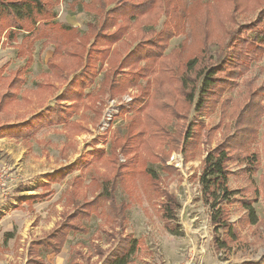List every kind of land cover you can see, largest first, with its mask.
Here are the masks:
<instances>
[{"label": "rangeland", "instance_id": "rangeland-1", "mask_svg": "<svg viewBox=\"0 0 264 264\" xmlns=\"http://www.w3.org/2000/svg\"><path fill=\"white\" fill-rule=\"evenodd\" d=\"M87 2L61 0L56 8L57 20L79 27L82 31L80 36L87 34L88 23L96 20L93 13L87 11ZM214 2L187 0V6L197 5L198 12L185 21L184 32L171 39L167 53L183 42L187 43L184 56L198 50L190 47L192 39L197 38L199 43L202 41V31L197 23ZM261 10L254 5V0H241L237 22H252ZM166 19L164 15L159 16L158 31L165 27ZM141 29L132 28L117 45V51L104 65L91 88L93 95L101 88L106 71L113 69L112 62L114 66L119 65L118 60L140 43ZM6 33L0 38V82L10 81L14 72L29 58L35 62L28 71V82L20 93L19 102L0 114V125L26 121L53 105L74 76L71 73L66 78L65 75L56 77L48 69L47 62L53 56L55 43L47 39L38 40L30 52L19 56L23 35L12 40ZM61 41H68V38ZM211 52L210 64H216L218 48L211 47ZM244 78L251 81L252 90L264 87V59L254 63ZM242 79L232 92L224 94L222 99H227L224 105L210 107L202 116L195 114L193 106L182 107L180 104L177 107L178 115L170 118L168 125L173 135L179 138L173 149L170 150L168 144L162 147L159 143L152 144L155 156L147 158L146 163H152L148 167L151 166L161 191L174 196L180 205L178 220L171 223L175 233L161 215L160 205L167 197L151 186L144 173H139L135 176L134 192L130 196L118 184L112 191V197L104 196L101 203L96 201V210L84 221L86 231L69 236L58 255L46 257V264H70L73 259L80 264H101L126 236L137 240L138 249L132 257V264H264V116L258 128V140L247 150L250 154L258 152L261 160L258 170L252 173L238 159L228 165L231 172L229 186L240 193L229 207V221L237 232V240H229L227 249H217L211 209L202 200L199 184L208 151L240 126L239 114L247 93ZM99 94L93 104L88 99L65 126L44 128L28 140L0 139V166L14 176L9 183L8 195L0 198V264H26L32 242L49 235L74 212L68 196L73 195V190L80 185L79 178L83 184L79 187L77 199L80 201L77 205L81 206L84 202L95 201L103 191L104 180H112L116 175V166L107 162L109 148L115 139L125 135L131 114L122 113L131 107L134 98L140 95V89L131 87L114 96L110 90ZM112 105L117 107L113 113L114 121L109 128H104L103 123L109 118ZM189 128L192 129V143L186 146ZM94 146L104 149L99 160L93 159L89 153ZM185 148L188 156L184 153ZM116 159L118 164H124L126 160L121 153ZM50 177L59 181H52ZM21 186L22 191H18ZM50 190L53 193L46 200L28 205L29 198ZM244 197L257 198L252 204L257 218L255 224L247 221L248 213L242 204ZM119 207H124L123 211ZM221 236L227 237L224 231H221Z\"/></svg>", "mask_w": 264, "mask_h": 264}, {"label": "trees", "instance_id": "trees-1", "mask_svg": "<svg viewBox=\"0 0 264 264\" xmlns=\"http://www.w3.org/2000/svg\"><path fill=\"white\" fill-rule=\"evenodd\" d=\"M60 3L61 0H0V38L6 31L12 40L23 35L19 56L30 52L36 41L47 39L55 43L53 56L47 62L48 69L60 78L74 73L53 105L26 121L0 125V138L28 140L44 128L65 126L88 99L93 104L100 96L98 93H106L107 90L114 96L134 87L140 89V95L122 113L131 114L125 135L115 139L109 148L110 160L107 159V162L116 166V175L112 180H104L103 191L95 201L84 202L81 206L77 205L80 201L77 199L80 196L79 187L83 184L79 178L80 185L73 190V195L68 196L74 212L49 235L32 242L26 264H46V257L58 255L69 236L86 231L84 221L96 210V201L101 203L104 196L112 197V191L116 190L118 184L130 196L134 192L135 176L139 173H144L151 186L167 197L160 205L161 215L175 233L171 223L177 222L180 205L174 196L161 191L151 166L148 167L152 163H146L147 158L155 156L152 144L159 143L161 147L168 144L170 150L173 149L179 143V138L173 135L168 125L169 119L178 115L177 107L180 104L182 107L193 106L195 114L202 116L208 108L224 105L227 101L222 99L224 94L232 92L239 85V79L243 78L247 93L239 114L240 126L208 151L199 176L202 200L211 209L217 249H227L229 240H237V232L229 221V207L236 202V195L240 193L229 186L231 172L228 165L238 159L254 173L261 163L258 152L250 154L247 150L259 137L258 128L264 116V87L252 90L251 81L244 77L254 63L264 59L263 1L254 0V5L262 8L256 20L239 24L236 17L241 12V0H215L204 18L197 23L202 31V41L199 43L197 38L192 39L190 47L198 50L189 56L183 55L187 45L185 42L167 53L171 39L183 33L185 21L198 12V6H187V0H88L87 11L93 13L96 20L88 23L87 34L82 36L79 27L57 20L56 8ZM160 15L167 19L165 27L158 31L156 27ZM135 27L142 28L138 37L140 43L118 60L119 65L114 66L112 62L113 69L106 71L101 88L93 95L91 88L104 65L117 51V45ZM64 37L68 41H61ZM213 46L219 51L216 64L209 61L213 57ZM34 62L33 58H29L24 66L14 72L10 81L0 82V114L19 102L20 93L28 82V71ZM1 71L4 72L3 69ZM192 135L189 128L186 146L192 143ZM89 153L93 159L99 160L104 149L94 146ZM95 153L99 155L94 156ZM120 153L126 158L124 164L117 162ZM184 153L188 156L186 148ZM50 178L59 181L58 178ZM22 189L21 186L18 191ZM52 193V190L38 193L27 203L32 206L46 200ZM256 200L243 199L249 224L257 222L252 207ZM123 208L119 207L121 211ZM221 231H224L226 238L220 237ZM137 249V240L133 236H126L101 264H132ZM70 264L80 263L73 259Z\"/></svg>", "mask_w": 264, "mask_h": 264}, {"label": "built area", "instance_id": "built-area-1", "mask_svg": "<svg viewBox=\"0 0 264 264\" xmlns=\"http://www.w3.org/2000/svg\"><path fill=\"white\" fill-rule=\"evenodd\" d=\"M116 108L117 107H114V105H112V108L109 109L110 116L103 123L104 128L106 127L109 128V126L113 123L115 118V115L113 113ZM13 180H14V176L9 174L8 170L5 167L0 166V198L8 195L10 190L9 183L12 182Z\"/></svg>", "mask_w": 264, "mask_h": 264}, {"label": "crops", "instance_id": "crops-1", "mask_svg": "<svg viewBox=\"0 0 264 264\" xmlns=\"http://www.w3.org/2000/svg\"><path fill=\"white\" fill-rule=\"evenodd\" d=\"M1 140H3V139H8L7 137H4V138H0Z\"/></svg>", "mask_w": 264, "mask_h": 264}]
</instances>
